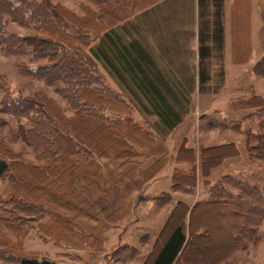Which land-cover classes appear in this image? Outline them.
I'll use <instances>...</instances> for the list:
<instances>
[{
	"label": "rangeland",
	"instance_id": "rangeland-1",
	"mask_svg": "<svg viewBox=\"0 0 264 264\" xmlns=\"http://www.w3.org/2000/svg\"><path fill=\"white\" fill-rule=\"evenodd\" d=\"M11 1L17 4V0ZM162 1L167 0H48L82 18L87 16V7L98 13L100 31L97 37H89L93 50L111 27L126 41L130 33L145 32L146 43L164 64L168 57L160 49L161 42L150 38L162 29L166 31L171 9L167 5L164 13L157 11L158 20L152 13L139 18ZM176 2L184 3L183 8L178 7V17L188 24L192 22L196 0ZM218 4L217 0L209 6L208 16L211 7L213 12L218 11ZM245 6L254 11L256 24L249 23L240 43L237 25L233 15L229 21L228 12L229 38L223 31L225 45L210 59L211 69L215 68L212 87L201 89L200 96L192 88L184 90L185 103L176 106L184 114L183 121L165 136L160 133L165 129L157 121L154 106L135 108L126 98L127 93H135L136 84L127 78L130 73L126 67L118 64L119 73L110 74L126 87L121 90L123 95L113 90L112 81L94 59L100 76L98 87L110 103L96 112L91 109L93 116L105 122L128 120L143 130L132 129L129 133L136 142L132 145V160L122 164L123 158L114 162L94 159L102 165L97 170L83 163L73 167L74 158L62 155L65 148L59 147L58 119L74 115L68 89L27 73L42 61L30 63L29 56L10 57L0 49V156L15 162L13 172L0 177V264H23L28 259L56 264H151L156 249L162 246L157 241H165L180 225L183 211L170 218L178 202L193 208L197 202L208 200L211 189L228 176L264 190V162L250 152L257 142L243 135L264 133V108L254 107L258 99L250 108L245 106L257 92L264 95V0H246ZM67 26L69 32L79 33L72 25ZM6 30L23 36L39 35L12 22ZM210 32L216 33L212 28ZM246 35L248 41L244 42ZM117 40L114 46L118 48L122 43ZM88 50L78 55L90 57ZM240 55L241 70L235 63ZM186 59L188 69H193L196 62L192 57ZM179 61L180 55L178 66ZM228 68L232 70L229 81ZM16 101L24 109L16 106ZM259 103L264 105L261 100ZM61 126L65 131L64 124ZM227 143L236 149L214 150ZM84 150H80V156L93 157ZM117 153L115 148L108 156L113 159ZM106 162L108 168L103 166ZM174 181L185 185L174 187ZM221 213L208 206L195 213L194 223L207 227L209 236L196 240L188 249L187 254L194 260L215 263L231 247L235 219ZM222 264H264V220L252 231L246 246Z\"/></svg>",
	"mask_w": 264,
	"mask_h": 264
},
{
	"label": "trees",
	"instance_id": "trees-1",
	"mask_svg": "<svg viewBox=\"0 0 264 264\" xmlns=\"http://www.w3.org/2000/svg\"><path fill=\"white\" fill-rule=\"evenodd\" d=\"M85 10L87 16L82 18L61 5H52L48 0H17V4L11 0H0V49L4 55L10 57L29 56L31 58L30 63L42 61V65H39L35 70L27 69V73L35 74L36 77L49 84H63L66 87L64 89H68V95H71L69 105L74 110V115L63 121L60 117L58 119L60 123L56 122V124H60L61 129L58 127L57 129L62 135L57 138L59 147L61 150L65 148L64 152L62 150V155L65 154L67 157L74 158L71 162L73 167L83 163L87 166L96 167L93 169L97 170L98 166L102 165L96 161L104 158L110 159V162H114L113 160H117V158H123L122 164L132 160L130 156L135 155L132 154L134 152L132 145L136 142L129 133L132 129H142L136 126L137 124L127 122L128 120L105 122L95 117L96 115L93 116L99 107H105V103L110 102L105 101L106 98L103 96L105 91L103 89L101 91L98 87L100 76H98V66L96 68L94 66L95 60L97 61V53L93 48H90L92 41L89 37L91 35L98 36L100 20L98 19L96 22L97 12L88 7ZM93 18L95 22L92 20ZM9 22L33 30L39 35L11 34L6 30ZM68 24L77 29L79 33L76 35L69 32ZM111 25L108 24V27ZM111 28H109L110 31H113ZM86 48H89L90 57L78 55ZM116 53L120 54L121 49L116 48ZM123 55L124 60L118 59L127 70L132 67L130 66L132 63L128 59V55L125 53ZM256 99H258V105H254V107L264 108V105L259 103V100L264 102V99L257 96L246 101V108H250ZM156 102L155 106L165 114L162 118L169 125L167 132L172 131L180 123V120L177 116H170L171 113L168 112L170 107L169 109L164 107L157 99ZM15 105L24 109L21 102L16 101ZM91 109H94V112H91ZM61 124H64L65 131ZM123 128L126 130L125 133L122 132ZM262 128L264 129V127ZM148 134L146 135L150 138V134ZM243 135L257 142V145L253 146L250 152L255 153L259 161L264 162V133L249 134L250 136L243 133ZM233 145L228 144L214 148V150L235 148ZM84 148L93 157L80 156L82 153L80 150L85 151ZM115 148L118 149V153L111 159L108 154L113 152ZM54 162H58V160H54ZM14 164L15 162H8L0 156V177L13 172ZM103 166L108 168L107 162ZM190 178L193 179L194 176H190ZM185 180L188 179L185 178ZM180 184L185 185V183L174 181L173 186L178 187ZM203 206L219 209L222 215L229 213L235 219L231 229L233 237L231 247L219 256L218 261L212 263L222 264L230 259L236 251L246 246L252 231L264 220V190L245 180L228 176L211 189L208 200L197 202L193 208L190 209L187 204L178 202L170 218L175 212L183 211L180 225L168 234L165 241H161V238L157 241L162 246L159 250L156 249L151 264H204V262H198L187 254L188 249L196 240H204L209 236L207 227L197 226L194 223L195 213ZM23 264L56 263L49 260L28 259L23 260Z\"/></svg>",
	"mask_w": 264,
	"mask_h": 264
},
{
	"label": "crops",
	"instance_id": "crops-1",
	"mask_svg": "<svg viewBox=\"0 0 264 264\" xmlns=\"http://www.w3.org/2000/svg\"><path fill=\"white\" fill-rule=\"evenodd\" d=\"M176 1L178 0L162 1L158 6H154L142 12L139 16V18H146L151 13L153 17L157 16V11H162V13H164L167 5L171 9L169 10V23L166 31L162 29L160 33H156L154 36L151 35L150 38L161 42L160 49L165 52L164 54H167L168 62L164 64L160 63V59L153 54L155 50L146 43L144 36L145 32L130 33L128 35L129 41H126L122 35L115 32L116 30L109 31L102 38H99L96 50V62L100 66L99 69L110 78L109 80L112 81L111 87L113 90L120 91L123 95L124 93L121 90L126 89V87L120 82L118 77L115 79L111 77L110 74L116 76L115 74L119 73L118 64H124H121L118 58L124 60L125 57L123 54L125 53L128 55V59L132 63L130 66L132 67L126 70L130 73H127V78L130 81L135 80L136 84L134 88L135 93H127L126 98H128L129 103L135 108H139L140 105L146 106V104L150 105L151 108L154 106L152 110L157 117V121L160 127L165 129V131H161L158 128L162 136L169 134V132H167L169 125L167 121H164L162 118L165 114L155 106V104H157L156 99L164 107L166 106L168 109L170 107L168 110L169 114L171 113L170 116H177L180 120V123L172 129L174 130L183 121L182 116L184 114L181 115L176 109V106L185 103L183 100L185 98L184 90L192 88L196 90L198 96H200L201 89H209L212 87L211 83L214 81L215 68L211 69L210 59L214 57L218 48L221 49L223 45H225L224 42L227 40L225 34L227 38H229L230 34H227V30L229 31L230 29L227 28L228 22L226 20L228 12L230 16L229 21L233 15L237 25V37L240 43L243 42V32L248 28L249 23L253 25L256 24L254 11L250 12L249 6L248 8L245 6L246 0H218V11L213 12V7H211L209 16V6L215 4L217 0H196V6L194 8L195 15L193 17L196 22L192 18V22L189 24L183 17H178V7L180 6V8H183L184 3L179 5ZM181 16H183V14H181ZM155 20H158V16ZM189 26L191 28H189ZM211 28L213 31H216L215 34H211ZM157 29H161V27ZM223 31L225 32L224 35ZM223 38L225 39L224 42ZM117 39L122 43L119 44L118 47L121 49L120 54L116 53L117 47L114 46ZM246 41H248V35L244 38V42ZM111 45L112 47L114 46L115 51H111ZM242 53L243 51H241V54ZM179 55L180 68L178 66ZM186 56H188L189 59L192 57L193 62H196V64L194 63L195 66H193V69L192 67L188 69ZM240 56L239 60L235 61V63L239 64L238 67L241 70L243 68V55ZM226 72L227 81H229V74L232 72L231 68L226 69ZM186 82L189 83V86L186 85ZM257 94V97L264 99V95L258 92ZM141 115L143 116V114ZM228 144L230 143L226 145Z\"/></svg>",
	"mask_w": 264,
	"mask_h": 264
}]
</instances>
